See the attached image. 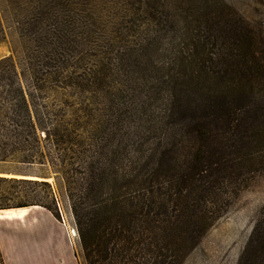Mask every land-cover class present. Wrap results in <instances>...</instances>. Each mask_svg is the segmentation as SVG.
<instances>
[{
  "label": "trees",
  "instance_id": "obj_1",
  "mask_svg": "<svg viewBox=\"0 0 264 264\" xmlns=\"http://www.w3.org/2000/svg\"><path fill=\"white\" fill-rule=\"evenodd\" d=\"M68 1L5 0L32 93L11 59L1 58L0 160L47 159L55 189L42 172L0 175V190L24 192L23 202L0 209L37 205L60 220L61 204L74 222L83 264H179L229 204L224 189L240 183L249 150L262 137L264 25L204 5L186 27L187 40L171 43L153 76L138 61L150 42L132 51L131 66L144 79L128 71L125 101L95 123L86 108L66 117L33 100L48 87L77 86L62 82L72 66H64L63 52L76 39L74 19L60 21L59 7ZM261 216L236 264H264Z\"/></svg>",
  "mask_w": 264,
  "mask_h": 264
},
{
  "label": "rangeland",
  "instance_id": "obj_2",
  "mask_svg": "<svg viewBox=\"0 0 264 264\" xmlns=\"http://www.w3.org/2000/svg\"><path fill=\"white\" fill-rule=\"evenodd\" d=\"M69 1L72 2L71 6L68 4L62 6L63 8L59 7L60 21L63 23L62 19L69 20L70 17L74 19L73 32L76 36H70L76 39L63 52L64 66L66 64L72 66L66 68L62 82L74 81L77 86L56 90L48 87L42 94L36 92V99L33 100L44 103L43 111L56 115H63L64 112L67 114L66 117L73 111L82 115L86 108V111L96 119L95 123L109 117L122 103L121 95H125L124 89H127L128 71L135 70L137 74H142L144 79L140 67L131 66L134 56L132 51L150 42L147 51L145 50L138 61L141 67L148 68L145 72L153 76L155 73L153 68L157 69L162 61H166L165 56L169 55L171 43L183 40L184 32H187L186 27L188 30L192 29L191 21L203 13L204 5L214 11H220L221 8L237 10L254 25H264V0ZM0 25L3 31V39L0 40V59L3 57L11 59L22 88L32 93L29 74L22 58L20 32L16 29L17 24L5 0H0ZM61 27L63 30L69 28L64 24ZM187 37L188 35L185 37L186 40ZM157 48L163 49L164 54L159 56L160 51L158 50V53ZM69 54L73 57L67 59ZM120 56L124 58L128 56L129 63L120 65L117 61ZM135 76L137 77L136 73ZM59 85L65 86L63 83ZM37 95L40 98L37 99ZM72 99H75L73 106H66L65 103H70ZM260 134L262 136L260 141L249 150L252 155L251 161L243 164L244 174L238 179L240 183L224 189L231 197L229 204L194 242L179 264H236L252 227L264 213V126L260 128ZM40 136L43 137L44 134L41 133ZM18 172H42L48 176L46 180L55 189L54 176L47 159L44 160V164L12 159L0 160L1 176H10ZM23 196L24 192L21 191L0 190V207L23 202ZM59 221L65 225L70 239L76 240L78 260L83 264L74 222L67 208L61 204ZM181 241L188 243V240Z\"/></svg>",
  "mask_w": 264,
  "mask_h": 264
},
{
  "label": "crops",
  "instance_id": "obj_3",
  "mask_svg": "<svg viewBox=\"0 0 264 264\" xmlns=\"http://www.w3.org/2000/svg\"><path fill=\"white\" fill-rule=\"evenodd\" d=\"M76 248L65 225L41 206L0 217V264H80Z\"/></svg>",
  "mask_w": 264,
  "mask_h": 264
},
{
  "label": "bare ground",
  "instance_id": "obj_4",
  "mask_svg": "<svg viewBox=\"0 0 264 264\" xmlns=\"http://www.w3.org/2000/svg\"><path fill=\"white\" fill-rule=\"evenodd\" d=\"M27 207H11L0 209V217L21 214ZM73 232V230H71Z\"/></svg>",
  "mask_w": 264,
  "mask_h": 264
}]
</instances>
